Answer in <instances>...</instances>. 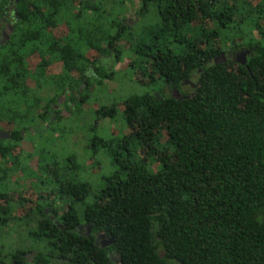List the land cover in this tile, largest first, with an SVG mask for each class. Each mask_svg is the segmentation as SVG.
I'll use <instances>...</instances> for the list:
<instances>
[{
  "label": "trees",
  "instance_id": "16d2710c",
  "mask_svg": "<svg viewBox=\"0 0 264 264\" xmlns=\"http://www.w3.org/2000/svg\"><path fill=\"white\" fill-rule=\"evenodd\" d=\"M15 1L0 0V15L16 12L0 46V130L9 133L0 138V264H113L94 233L114 239L122 264H264V22L256 26L264 3L146 0L154 18L144 20L138 42L120 32L118 10L87 18L91 0ZM218 10L236 14L237 23L217 21ZM255 27L259 40L247 38ZM237 37L256 46L251 75L208 63ZM91 54L126 60L138 89L96 111L114 118L121 102L127 129L97 188L74 178L72 158L34 137L61 122L58 100L80 115L91 86L114 78V69L89 62ZM193 75L191 97L163 92ZM92 140L89 164L94 146H103ZM50 201L62 228L44 212ZM79 222L92 226L90 238L73 231Z\"/></svg>",
  "mask_w": 264,
  "mask_h": 264
},
{
  "label": "flooded vegetation",
  "instance_id": "af4514ba",
  "mask_svg": "<svg viewBox=\"0 0 264 264\" xmlns=\"http://www.w3.org/2000/svg\"><path fill=\"white\" fill-rule=\"evenodd\" d=\"M146 0H91L90 2L93 4L89 7L88 11L86 12L87 18H93L95 16H98L100 18H105L107 15H113L114 9L119 14L117 15L119 22H120V32L127 31L128 33H133L135 36L136 41H140L141 34L144 32V27H142L144 24L147 23V21L144 20H150L153 17V12L150 11L152 9L146 2ZM230 0H209L208 2L210 4H214L216 8H222L226 2ZM237 0H231L229 5H233L236 3ZM253 0H246V2H251ZM264 3V0H260ZM16 3L18 0L15 1ZM93 9H97V12H94ZM215 18L217 21L220 22V20H228L231 24H236V14L225 12L222 10H218L215 14ZM16 12L13 8L9 9L7 12H2L0 15V46L7 43L10 39V34L12 32V25L15 23ZM264 20H260L256 24L257 27L261 28ZM257 27L250 30V33L247 35V38H255L256 40H259L262 36L261 31L259 32ZM260 30V29H259ZM138 48V52H142L144 55V46ZM101 50L105 49L107 45L103 42L100 43ZM153 45L150 44L147 46L148 51L152 49ZM220 47V46H219ZM254 47L255 45H248L245 46L243 43V40L240 37H237L233 39L230 42H226L224 45V48L220 50L219 54L214 56L212 59L208 60V63L213 64H226L230 63L232 65L244 67V69L250 73V69L248 67V63L250 62V59L254 56ZM108 56H97V55H90L89 62L94 61L96 65H107L108 63L112 62L115 63V60L108 61ZM108 61V63H107ZM144 64H149V62H146L144 59L141 61ZM107 63V64H106ZM119 62L116 63V65ZM150 65V64H149ZM91 64L89 63L88 68L85 69L84 77L91 78L92 72L91 71ZM198 72H202L201 70H198ZM240 72V71H239ZM197 75H193L191 79H184L182 82H180V89L177 90L175 88H172L169 85H165L163 92L167 91L170 93V91L175 95L177 98H189L194 94V91L196 90V82H197ZM156 97L161 98V94L158 92L154 93ZM60 115L62 112H66L65 116L68 114L70 116L73 107L70 109H67L66 105L64 104L63 100H58ZM68 105L70 106V103L68 102ZM55 114V112L53 113ZM0 134L5 135V131L0 130ZM9 137V135H8ZM50 207H47L44 209V212L51 222L57 224L60 228L62 226L59 224V221L57 219V214H54V212H58L57 203H54L53 201H50ZM68 207V205H66ZM29 219V218H28ZM31 222V221H30ZM35 224V222H33ZM73 231L80 235H84L87 238H90L92 235V226L90 224H85L82 222L76 223ZM93 243L97 245L100 249L106 250V257L107 260L113 264H122V262L119 260L118 253L113 249L114 245V239L110 236H106L103 233H94L93 236ZM35 252L34 251H28L25 253V257L27 258V261L31 262L32 258L34 257ZM162 257V254L159 255ZM95 264V263H94Z\"/></svg>",
  "mask_w": 264,
  "mask_h": 264
},
{
  "label": "rangeland",
  "instance_id": "374dc122",
  "mask_svg": "<svg viewBox=\"0 0 264 264\" xmlns=\"http://www.w3.org/2000/svg\"><path fill=\"white\" fill-rule=\"evenodd\" d=\"M126 63V60H123L119 61L117 65L115 63L112 65L107 64L108 68L110 67L107 72L112 69L116 71L114 78L103 84L91 86L88 93V102L80 115L70 114L68 116L67 114L65 116L66 112H62L61 122L54 126L50 132L41 133L42 135L34 133L36 139L43 140L39 142L42 147L45 145L46 147H52L59 157L72 158L74 163L78 165L77 171L72 173L74 178L88 181L94 185V188L98 187L102 177L106 176L113 167L108 154L118 151L117 142L122 141L123 137L127 135V129L120 120L121 112L119 108L121 102L116 104L117 112L114 118H104L96 114V111L103 106L110 107V105H114L118 97L138 91L136 88H131L129 73L124 71ZM90 123H94L93 130H91ZM94 136L101 139L100 144L103 146H94L97 154L92 158V164H89L86 157L91 156L92 148L89 147H92L91 142ZM30 143L31 147L34 144L38 147V140L33 143L31 139ZM128 150L131 151L130 147ZM34 162L35 159L31 160L33 169L35 168ZM155 168L151 166V169Z\"/></svg>",
  "mask_w": 264,
  "mask_h": 264
},
{
  "label": "water",
  "instance_id": "95a60500",
  "mask_svg": "<svg viewBox=\"0 0 264 264\" xmlns=\"http://www.w3.org/2000/svg\"><path fill=\"white\" fill-rule=\"evenodd\" d=\"M9 133L5 132V135L0 134V138L8 137Z\"/></svg>",
  "mask_w": 264,
  "mask_h": 264
}]
</instances>
